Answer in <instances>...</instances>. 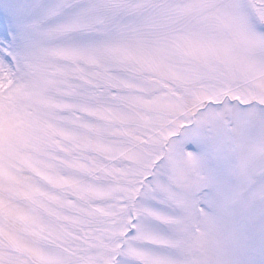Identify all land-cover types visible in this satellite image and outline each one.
<instances>
[{
	"label": "snow or ice",
	"instance_id": "snow-or-ice-1",
	"mask_svg": "<svg viewBox=\"0 0 264 264\" xmlns=\"http://www.w3.org/2000/svg\"><path fill=\"white\" fill-rule=\"evenodd\" d=\"M0 264H264V0H0Z\"/></svg>",
	"mask_w": 264,
	"mask_h": 264
}]
</instances>
